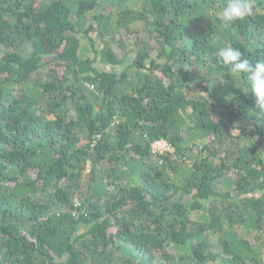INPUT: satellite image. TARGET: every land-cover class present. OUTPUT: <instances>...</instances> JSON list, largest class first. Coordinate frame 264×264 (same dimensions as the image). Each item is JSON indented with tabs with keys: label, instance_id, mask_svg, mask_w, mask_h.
<instances>
[{
	"label": "trees",
	"instance_id": "16d2710c",
	"mask_svg": "<svg viewBox=\"0 0 264 264\" xmlns=\"http://www.w3.org/2000/svg\"><path fill=\"white\" fill-rule=\"evenodd\" d=\"M226 3L0 0V264H264V113L214 56L264 61V0Z\"/></svg>",
	"mask_w": 264,
	"mask_h": 264
},
{
	"label": "clouds",
	"instance_id": "9594fccd",
	"mask_svg": "<svg viewBox=\"0 0 264 264\" xmlns=\"http://www.w3.org/2000/svg\"><path fill=\"white\" fill-rule=\"evenodd\" d=\"M251 15V0H227V3L218 14V19L231 24ZM214 56L217 63L225 66L229 72L233 74H247L250 90L256 98V106L259 112L264 113V61L258 60L253 66L248 58L242 56L238 48L232 46L219 47L214 52ZM178 68L190 70L191 66L185 63Z\"/></svg>",
	"mask_w": 264,
	"mask_h": 264
},
{
	"label": "rangeland",
	"instance_id": "374dc122",
	"mask_svg": "<svg viewBox=\"0 0 264 264\" xmlns=\"http://www.w3.org/2000/svg\"><path fill=\"white\" fill-rule=\"evenodd\" d=\"M96 67L101 70L103 68V66L101 64H96ZM152 149L154 152L156 151H164V150H171V148H169L168 144L165 141H160L159 143H153L152 145Z\"/></svg>",
	"mask_w": 264,
	"mask_h": 264
},
{
	"label": "built area",
	"instance_id": "2783aa9c",
	"mask_svg": "<svg viewBox=\"0 0 264 264\" xmlns=\"http://www.w3.org/2000/svg\"><path fill=\"white\" fill-rule=\"evenodd\" d=\"M162 141V140H161ZM160 141H157V142H155V143H159Z\"/></svg>",
	"mask_w": 264,
	"mask_h": 264
}]
</instances>
